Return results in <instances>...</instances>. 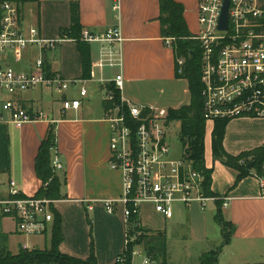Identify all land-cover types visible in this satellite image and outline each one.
<instances>
[{
    "label": "crops",
    "instance_id": "1",
    "mask_svg": "<svg viewBox=\"0 0 264 264\" xmlns=\"http://www.w3.org/2000/svg\"><path fill=\"white\" fill-rule=\"evenodd\" d=\"M173 1L182 7L185 25L194 35L193 31L198 28V0ZM73 2L78 5L82 29L104 32L112 27L120 28L123 38L122 68L93 69L94 77L86 80L85 86L93 85L95 89L90 92L87 88L88 96L81 100L77 111L62 110L63 98L78 99L77 89L71 88L59 95V108L51 109L49 114L44 115L48 120L27 123L20 129L0 123V199L7 197L9 180L15 182L21 195L35 197L42 187L35 174V158L49 127L53 125L55 151L62 164L57 176L64 179L60 189L62 197L53 205V215L60 221L62 236L58 249L71 258L86 260L92 254L98 264H115L117 257L124 252L126 228L122 206L116 205L114 212L109 214L104 202L119 198L121 175L107 166L110 130L103 119L104 99H100L99 107L92 104L90 97L94 94L102 96L110 87L108 82L117 74H121L124 80L122 98L139 106L178 110L190 104V92L187 80L176 77L174 51L165 44L166 39L161 35L159 0H20L24 25L36 27L41 39L55 41L57 45L51 51H37V57L32 55V48L26 50L21 63L15 68L26 71L41 55L49 71L67 80L85 81L81 78V57L77 44L61 37V31L70 27L69 9ZM114 4L118 6L117 11L113 10ZM89 46L92 66L99 57L100 46L95 43ZM36 92L44 91L38 89L18 96L33 113L41 112L33 109L37 103L33 97ZM231 120L223 136L225 152L236 156L264 145V118ZM211 123L212 160L214 122ZM211 170L213 172V168ZM231 171L234 173L233 184L226 183L224 189L214 187L211 174L210 189L214 195L210 197L230 198L228 207L222 208V215L233 227L231 240L219 253L217 264H264V196L259 179L252 173L235 184L237 174ZM210 204H214L216 214V201ZM140 220L143 228L163 234L158 227H146L141 217ZM52 226L53 222L48 232L39 236L44 238L41 240L36 236L16 234L12 220L0 219V232L7 235V248L12 254H17L21 248L49 249ZM215 250L202 253L200 258Z\"/></svg>",
    "mask_w": 264,
    "mask_h": 264
},
{
    "label": "built area",
    "instance_id": "2",
    "mask_svg": "<svg viewBox=\"0 0 264 264\" xmlns=\"http://www.w3.org/2000/svg\"><path fill=\"white\" fill-rule=\"evenodd\" d=\"M227 29L219 30V20L225 0H198L197 22L199 35H193L201 50L202 112L206 122L217 119L264 118V0H227ZM117 4L113 10L117 11ZM64 39V38H63ZM81 41L100 46L94 70L121 69L123 65L119 27L104 32L83 29ZM172 39L165 40L171 47ZM57 42L43 40L36 27H26L19 3L0 0V123L20 129L27 123L48 120L41 112H31L19 99L20 94L43 89L64 94L76 88L78 99L61 100L63 111H77L81 100L88 96L85 81L67 80L58 73L46 70L41 55L28 70L15 68L29 48L40 53L56 48ZM183 58L175 59V71L182 75ZM101 83L102 80H100ZM123 77L117 74L108 82L119 93L104 92V121L109 125V160L111 171L121 175V194L118 199L106 200L104 207L112 214L116 205L122 206L125 223V247L136 240L131 229L143 228L141 206L148 205L164 220L173 217V205L185 207L198 204L204 211L210 202L219 200L227 208L230 198L208 197L204 192V176L193 168L178 142L180 122L169 120L168 109L139 106L122 98ZM145 117L142 118V113ZM177 150L179 153L177 154ZM51 166L54 173L62 170L57 152L53 151ZM264 196V179H259ZM8 194L0 199V214L13 221L18 235H45L54 220L55 201L25 197L9 180ZM135 236V237H134ZM136 246L135 248H139ZM133 257L140 254L138 250ZM124 255L116 262H123ZM140 264H155L144 255Z\"/></svg>",
    "mask_w": 264,
    "mask_h": 264
},
{
    "label": "trees",
    "instance_id": "3",
    "mask_svg": "<svg viewBox=\"0 0 264 264\" xmlns=\"http://www.w3.org/2000/svg\"><path fill=\"white\" fill-rule=\"evenodd\" d=\"M20 3V0H5ZM161 35L164 39H172L171 48L175 59L183 58L182 75L176 77L187 80L190 92V104L178 110L169 111V120L180 122L178 142L184 149L186 158L193 163V168L204 176V192L210 197L212 170L207 169L203 159V139L205 123L202 112V85L201 76V50L199 43L192 39L193 35L187 29L182 16V7L173 0H159ZM70 27L61 31V37L70 39L77 44L81 57V68L83 80L90 79L91 59L89 44L81 41L82 27L79 24L78 5L76 2L70 4ZM48 70V66L46 68ZM115 102H119V93L113 87ZM231 119H217L211 133L212 161L220 162L225 167L236 172L235 184L252 173L258 179H264V145L252 150L242 152L236 156L225 152L223 148V136L225 128ZM55 129L51 125L45 139L41 142L35 158V174L41 181L42 187L36 193L38 199L56 201L61 199L60 189L64 179H60L51 166L53 151L55 150ZM252 164V169L246 167ZM214 195V194H213ZM217 210L215 222L220 226L222 243L215 251L205 253L200 258V264H217V257L221 250L231 240L233 227L230 222L224 220L222 215V203L216 201ZM54 216V215H53ZM2 215L0 214V219ZM140 233L136 240L129 244L128 252L123 253L124 261L115 264H131V253L136 246H143L148 256L155 264H167L165 236L161 233L152 234L151 230L135 227L131 229L130 235ZM151 233V234H150ZM155 233V232H153ZM62 241L59 219L53 220L50 248L20 249L17 254H12L7 248V235L0 232V264H98L91 254L86 260L71 258L60 253L58 246ZM120 255V256H121ZM119 257V256H118Z\"/></svg>",
    "mask_w": 264,
    "mask_h": 264
},
{
    "label": "rangeland",
    "instance_id": "4",
    "mask_svg": "<svg viewBox=\"0 0 264 264\" xmlns=\"http://www.w3.org/2000/svg\"><path fill=\"white\" fill-rule=\"evenodd\" d=\"M199 33V28L193 31L194 35H199ZM32 51V55L37 57V47H33ZM87 88L90 92H93L95 89L93 85H90L89 87L87 86ZM43 91L44 92L34 93L33 97L37 100V103L33 106V109L34 111L40 110L43 115H46L49 114L51 109L57 110L59 108V94L56 92L50 93L49 91ZM71 94L72 93H69V96H72ZM25 96H29V94H25ZM102 97L104 99V94L102 96L94 94L90 97V100H92V104H96L100 107V99ZM211 129L212 123L208 122L206 124L203 139L204 165L207 168H213L212 180L214 187L224 189L223 187H226V183L231 182L230 185L233 184L231 179H234V173L219 162H215L214 164L212 163L210 155ZM178 153L179 151L177 150V154ZM55 174L57 175V173ZM197 205L198 204L194 203L189 207H185L182 204H174L172 207L173 217L165 222L162 221L159 215H155L156 213L151 210L150 206H141L140 217L143 224H146V227L147 225L151 227H158L165 235L167 250L166 259L168 264H200V262L198 263L200 255L206 251L217 249L222 241L220 226L214 219V204L211 205L208 203L204 211H201ZM151 233L156 234L153 233V230ZM139 234L140 233L135 232L132 235L138 237ZM48 236L49 234L46 237L47 241L49 240ZM35 238L44 240V238L39 236H36ZM16 239L17 238H15L14 241ZM13 249H15V247H13ZM135 250H138L140 254L133 257V264H140L144 255L149 257L147 251L142 245L139 248H135Z\"/></svg>",
    "mask_w": 264,
    "mask_h": 264
},
{
    "label": "water",
    "instance_id": "5",
    "mask_svg": "<svg viewBox=\"0 0 264 264\" xmlns=\"http://www.w3.org/2000/svg\"><path fill=\"white\" fill-rule=\"evenodd\" d=\"M227 8H228V1L225 0L223 9H222V14L220 16V20H219V30L221 31H225L227 29ZM142 118L145 117V113L143 112L141 115ZM248 170L252 169V164H248V166L246 167Z\"/></svg>",
    "mask_w": 264,
    "mask_h": 264
}]
</instances>
